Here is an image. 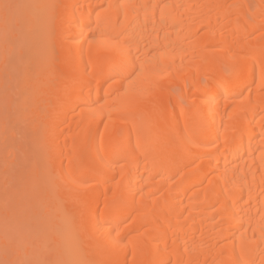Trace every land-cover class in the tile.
I'll return each instance as SVG.
<instances>
[{"label": "bare ground", "instance_id": "obj_1", "mask_svg": "<svg viewBox=\"0 0 264 264\" xmlns=\"http://www.w3.org/2000/svg\"><path fill=\"white\" fill-rule=\"evenodd\" d=\"M12 2L0 213L24 252L264 264V0Z\"/></svg>", "mask_w": 264, "mask_h": 264}, {"label": "snow or ice", "instance_id": "obj_2", "mask_svg": "<svg viewBox=\"0 0 264 264\" xmlns=\"http://www.w3.org/2000/svg\"><path fill=\"white\" fill-rule=\"evenodd\" d=\"M25 5H21L19 3H13L12 0H0V12L3 13V20L7 27L9 24L14 10H17L21 7H24ZM42 7L51 9L52 12V20L53 24L56 19V10L57 5L55 4H45L42 5ZM7 34V33H6ZM133 71L135 70L134 65L132 66ZM5 210L7 211V204L5 205ZM70 211V209H69ZM82 230L87 233V225H81ZM17 236H19V233H17ZM3 251L5 253V256L8 257L10 249L12 248L14 237L10 235V230L6 227L4 237H3ZM31 241H26L22 236L19 237V242L16 247V258L9 259H0V264H88L87 261L78 260V261H67L60 258H54L50 259L47 257H29L25 252L24 248L31 246ZM45 251H49V249L45 248Z\"/></svg>", "mask_w": 264, "mask_h": 264}, {"label": "rangeland", "instance_id": "obj_3", "mask_svg": "<svg viewBox=\"0 0 264 264\" xmlns=\"http://www.w3.org/2000/svg\"><path fill=\"white\" fill-rule=\"evenodd\" d=\"M1 105H2V104H0V115H2V117H0V119H2V118H6V117H7V116L4 117L6 114H4V116H3L4 111H7V110H6L5 108H3L4 105H2V106H1ZM1 112H2V114H1ZM6 113H7V112H6ZM5 121H6V120H5ZM11 123H12V122H11ZM11 123H10V121H8V127H10L11 125H13V124H11ZM10 124H11V125H10ZM10 128H11V127H10ZM15 128H16V129H15ZM15 128H14L15 130L18 129L17 127H15ZM22 129H23V128H21L20 130L18 129L17 131H19L20 134H21V133H23V132H21ZM0 130H1V129H0ZM9 130H10V129H9ZM9 130H8L7 132H9ZM7 132H6V134L4 133L5 135H3V136L0 135V142H1V143H0V162H1V164H0V173L3 172V171H2V170H4L3 167H4V166H5V167L7 166L6 163H5V160H4V157H5L4 152H5L6 150H4L3 148L9 146V144H8L7 142H10V143L13 142V141L15 142V140H13V139L10 137L9 133H7ZM19 132H18V133H19ZM20 134H17L18 137L20 136ZM6 137H7V139H6ZM18 137H17V138H18ZM1 138L5 139V141H3V139H1ZM8 138H9V139H8ZM11 139H12V141H11ZM18 139H19V138H18ZM6 140H8V141L6 142ZM2 142H3L4 144H3ZM5 142H6V143H5ZM14 142H13V143H14ZM13 143H12V144H13ZM1 144H2V145H1ZM10 145H11V144H10ZM2 149H3V150H2ZM1 151H2L3 154H1ZM2 157H3V160H2ZM3 161H4V162H3ZM2 165H3V166H2ZM5 167H4V168H5ZM1 208H2V205H1V203H0V212H3V211L6 212L5 209H1ZM4 208H5V207H4ZM2 214H3V213H0V219H1V220H0V259H4V258L6 257V256L4 255L5 253H4V251H3V244H2V242H4V241H3V237H4L5 229H6L7 226H9V228H8V227H7V228L10 230V235H12V236L14 237V242H13V243H15V244H16L17 241L19 240V237L22 236V234H23L22 237H23L24 239H25V237H26V236L24 237V235H27V236H28V234L30 233V235H29L28 237L31 236V232L29 231L30 228H28V227H26V226L23 227L22 225H20V226L23 227V230H22V228H21L20 226L16 225V222H15V221H7L6 216L3 217ZM1 221H3V222H1ZM7 222H10V223L13 222L15 226L13 225V223L10 224V223H7ZM5 225H6V226H5ZM11 225H12L13 227H12ZM10 226H11V227H10ZM16 226H17V227H16ZM14 227H16V228L18 229V231H19V230H22V231H19V232H18V231H16L17 229H15ZM25 227H26V228H25ZM10 228H11V229H10ZM27 228H28V229H27ZM3 230H4V232H3ZM27 230H28V232H27ZM17 233H19V236H17ZM18 242H19V241H18ZM15 244L12 245V248H14L18 243H17L16 245H15ZM12 248H11L10 250H12ZM24 251H25V248H24ZM1 252H2V253H1ZM9 254H10V255H8V258H9V259H13L14 256H16V254H15V255L12 254L11 251L9 252ZM11 254H12V256H11Z\"/></svg>", "mask_w": 264, "mask_h": 264}]
</instances>
